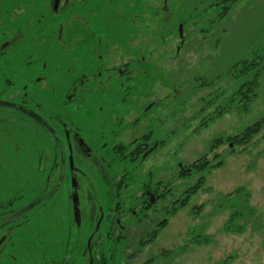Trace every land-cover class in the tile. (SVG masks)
Listing matches in <instances>:
<instances>
[{
	"label": "flooded vegetation",
	"instance_id": "flooded-vegetation-1",
	"mask_svg": "<svg viewBox=\"0 0 264 264\" xmlns=\"http://www.w3.org/2000/svg\"><path fill=\"white\" fill-rule=\"evenodd\" d=\"M143 5V0L0 3V28L9 24L0 30V264L17 260L16 233L24 235L29 261L42 264H157L169 257L163 252L138 263L176 206L169 187L174 177L194 169L179 160L159 167L157 153L190 125L176 120L169 104H176L175 97L161 104L172 113L160 115L148 113L158 102L143 105L138 90L127 94L130 79L149 74V61L141 49L130 51L134 32L112 35L110 28L137 27ZM134 7L141 11L129 20L127 10ZM152 7L155 26L161 12L169 14L163 21L174 33L167 0ZM96 22L103 34L96 33ZM183 27L177 26L179 57L186 48ZM48 42L57 49L56 63L67 66L63 101L75 113L58 105L61 112L48 114L55 105L47 99L46 52L31 50L21 60L20 46L45 48ZM115 86L124 112L106 92ZM166 173L169 179L161 177Z\"/></svg>",
	"mask_w": 264,
	"mask_h": 264
},
{
	"label": "rangeland",
	"instance_id": "rangeland-1",
	"mask_svg": "<svg viewBox=\"0 0 264 264\" xmlns=\"http://www.w3.org/2000/svg\"><path fill=\"white\" fill-rule=\"evenodd\" d=\"M11 1L0 0V3ZM143 1V20L138 19L137 27L115 25L110 27L112 35L134 32L136 35L128 37L133 46L130 47V51H133L132 54H134L141 49L146 60L149 61V66L146 67L149 74L134 77L132 78L133 82L130 79L128 84L130 89L127 94L138 90L140 92L139 100L143 105L150 101L158 102L159 106H153L148 113L154 112L160 115L172 113L171 110L166 109L168 106L166 108L162 106V108L161 104L166 106L168 99L175 97L176 104L178 102L185 103H182L181 107L169 103L175 111L176 120H179L180 125L185 124L184 121L190 125L184 134H176L174 138H170L169 147L157 153L158 166L162 167L165 162L167 165H176L178 160L183 161L186 165L194 164L204 153H207L210 165L217 164L218 160L215 155H220L219 160H223V165L213 168L206 176L203 189L190 198V202L185 208L169 217L165 227L156 235L151 244L145 247L138 263L150 256H158L170 250L173 251V254L165 259L161 257L157 264H221L223 261L226 264H264V128L260 134L244 146L235 145L230 139H227L229 136L238 134L246 125L264 116V0H240L230 8L222 19L217 18L218 11L221 9L215 4L210 6L217 0H167V5L173 11L175 27L174 33L170 34L163 21L169 14L161 12L159 26H155V11L152 6L154 4L161 6L164 0ZM194 3L199 5L193 6L189 11L184 10L185 4L190 6ZM147 5L149 6L147 7ZM91 6L96 7V2H93ZM140 11L137 7L128 9L126 18L129 20L131 17L135 18ZM131 12L135 14L132 16ZM211 17L216 21L212 23L211 30L205 34L200 30L205 28L202 23ZM180 23L184 24L186 48L181 51L179 57L176 54V49L180 42L177 32V26ZM8 25V23L4 24L0 30L8 28ZM95 30L98 35L103 34V28L98 27V22L95 23ZM24 46L19 47L22 53H25L22 54L23 63L29 53H33L35 49H42L47 54L45 56L48 74L47 99L49 103L53 102L55 105L53 111H49L48 114L52 116L54 113L61 112V106L58 105H62V109L66 113H75V110L65 109L66 105L63 101L66 98L65 87L62 86L61 81L65 75L67 76L65 74L67 66L60 67L56 63L57 49L54 44L48 42L45 48H34L32 45L25 48ZM250 54L253 57L256 56L260 63L259 66L263 67L257 97L250 110L247 113L241 112V114H237V111L225 113L210 121L208 126L201 128L202 121L207 120L208 113H211L216 107V104H212L209 109L201 111L204 105L202 100L204 97L208 98L210 93L217 88L216 83L201 87L193 96H186L185 100L182 93L191 95L193 88L195 91L193 86L195 83H199L195 76L202 74L204 77L205 75L214 76L222 73L227 71L238 58L241 59L245 55L250 56ZM156 65L158 68H155ZM227 80H232V84L234 83L231 78ZM113 89H117V86L106 92L112 94L111 98L116 103L115 106L124 112V102L119 101V97L114 95ZM96 94L104 95L102 91L98 90H96ZM107 94L99 96L105 98ZM176 95L182 98L179 99ZM105 109H107L106 105ZM178 122L177 124H179ZM219 136H223L226 142L217 149L209 151V144ZM232 147L233 151H231ZM168 151H170L169 154ZM201 174L204 173H199L196 169H193L191 175L179 177L176 174L173 183L169 186L172 189L173 198L180 197L187 185H194ZM142 177L144 176L142 175ZM161 177L169 179L170 173L163 174ZM239 186L245 187L246 192L249 193L248 207L254 213L243 214L242 218L236 222L238 228L235 226L232 231H227V222L233 212L232 206L234 207V205L233 202H224L225 199L222 198ZM201 205V209H192ZM240 208L244 212L246 211L242 206ZM198 231L204 235L205 240L202 242L192 240ZM23 236V234L16 233L15 257L17 260L14 264H42L38 258L35 260L31 258L29 261L26 257ZM18 245H21L24 251Z\"/></svg>",
	"mask_w": 264,
	"mask_h": 264
},
{
	"label": "trees",
	"instance_id": "trees-1",
	"mask_svg": "<svg viewBox=\"0 0 264 264\" xmlns=\"http://www.w3.org/2000/svg\"><path fill=\"white\" fill-rule=\"evenodd\" d=\"M239 1L240 0H217L212 2V5L210 6H213V4H215L219 9H221L220 11H218L219 13L217 14V18L222 19L225 17L230 8H232V6ZM198 5L199 4L196 3H194L193 5L191 4L190 6H187V4H185L184 10L189 11L191 10V8H193V6ZM185 7L189 8L186 9ZM205 21L206 22L202 23L205 28L203 27V29L201 28L200 30L206 34V32H209L211 30V25L216 20L211 17L206 19ZM259 64L260 63L259 61H257V57H253V55L250 54V56L245 55L241 59L238 58L237 61L227 71L216 74L214 76L205 75L204 77L203 74L200 76H195V79L199 83H195V85L193 86L195 87V91L193 88L191 95H188L185 92L182 93L184 95V100L188 96H193V94H195L196 91L203 86H211L212 84L215 85V83L217 86V88H215V90L210 93L211 96L209 95L208 98L204 97V99L202 100L204 102V105L202 106L201 111L209 109L212 104H216V107L211 113H208L209 115H207V120L202 121V123L200 124L201 128L203 126H208V124H210V121L222 116L225 113L237 111V114H241V112L247 113L250 110L251 105H253V101H255L257 97V89L259 87V80L262 73L261 70L263 68H261ZM229 78L233 79V84L232 80H227ZM191 88L192 87L190 86V89ZM177 97L179 99L182 98L180 96ZM182 103L178 102L176 105L181 107ZM263 128L264 116L254 121L253 123L246 125L238 134L229 136L227 139H230L235 145L239 144L244 146L251 142L255 138V136L260 134ZM225 142L226 139L223 136L214 138L209 144L208 149L209 151H213ZM231 151H233V147ZM219 157L220 155H215V158L218 160V162L216 165H210V162L207 159V153H204V155L193 164V167L197 172L204 174H201L199 176L197 182L194 185H187L182 195L176 199L175 208H173V210L168 213L169 217L174 216L179 210L185 208L189 204L190 198L198 191L203 189L207 174L210 173L213 168H217L223 165V160H219ZM248 196L249 193L246 192V188L243 186H239L231 193L223 196L222 199H225L224 202H233L234 205V207L232 206L233 212L227 222V231H232V229L235 228L237 220L242 218L243 214L254 213V211L248 207ZM240 206H242L246 211L244 212V210L241 209ZM196 208L201 209L202 205L199 207H193L192 209L195 210ZM236 227L238 228V226ZM200 232L201 231H198L197 234L193 236L192 240L194 242L195 240L197 242H202V240H205L204 235L202 234V232ZM172 252L173 251L167 250L165 251V254L171 256V254H173ZM221 264H226V262L223 261Z\"/></svg>",
	"mask_w": 264,
	"mask_h": 264
},
{
	"label": "water",
	"instance_id": "water-1",
	"mask_svg": "<svg viewBox=\"0 0 264 264\" xmlns=\"http://www.w3.org/2000/svg\"><path fill=\"white\" fill-rule=\"evenodd\" d=\"M190 170V169H189Z\"/></svg>",
	"mask_w": 264,
	"mask_h": 264
}]
</instances>
